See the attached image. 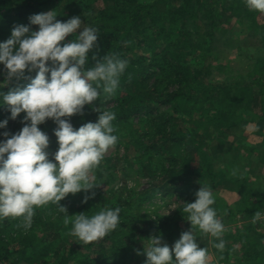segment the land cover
<instances>
[{
    "label": "trees",
    "instance_id": "trees-1",
    "mask_svg": "<svg viewBox=\"0 0 264 264\" xmlns=\"http://www.w3.org/2000/svg\"><path fill=\"white\" fill-rule=\"evenodd\" d=\"M241 6H245L243 0H0V42L10 38L15 25H29L30 16L54 11L61 22L79 16L81 21L88 20L87 26L98 28L96 46L88 53L89 67L96 63L94 55L99 60L115 53L129 62L112 96L101 95L91 106L85 105L83 115L62 118L78 129L97 121L100 112L94 109L115 113L114 134L118 142L124 143V155L104 157L94 172L100 185L89 192L69 194L58 206L66 208L68 217L81 213L91 216L103 208L119 207L120 226L105 238L85 244L71 235L74 217L65 224L64 214L51 203L36 209L27 230L20 218H0V264H145L142 253L146 240L160 236L171 248L183 232L191 229L183 204L194 202L201 185L216 183L223 173L216 171L215 164L224 155L219 156L226 149L224 142L234 137L230 130L238 126L241 133L251 122H257L259 127L264 124V60L263 66L262 61L255 63L250 83L212 84L205 72L210 58L218 56L215 47L208 45L215 41V31H230L226 26L233 21L222 19L225 12L229 11L233 18L232 13L239 7L237 19L249 18L251 24L258 26L254 17L259 12ZM29 27L30 32L38 31L36 25ZM258 29L264 38V27ZM72 38L75 35L66 37L64 42ZM261 49L264 51V47ZM194 57L198 60L190 63ZM202 60L203 67L199 63ZM36 71L26 70L24 78L9 80L0 65V96L26 87ZM253 85L258 87L257 92ZM232 98L241 101L239 109L229 103ZM254 111L260 115L253 120L249 117ZM10 116L8 106H0V121H8L0 129V141L5 139L4 132L15 134L24 126L25 113L14 120ZM199 122L212 130L196 132L194 127ZM38 127L49 137L46 151L49 160H53L58 149L56 124L46 120ZM254 135L263 136L261 131ZM119 172L122 179L143 174L151 181L141 191L125 190V198L113 187L102 191V187L118 178ZM236 186L242 189L236 208L228 209L216 201L213 207L218 218L240 215L247 221L264 209L259 189H252L241 180ZM91 193H95L94 198L82 203ZM157 193L182 204L172 215L140 214V207ZM261 223L258 228L263 227ZM250 224L244 222L242 228L248 229ZM234 239L237 238L230 237L233 242ZM246 242L232 264H264V235Z\"/></svg>",
    "mask_w": 264,
    "mask_h": 264
},
{
    "label": "clouds",
    "instance_id": "clouds-1",
    "mask_svg": "<svg viewBox=\"0 0 264 264\" xmlns=\"http://www.w3.org/2000/svg\"><path fill=\"white\" fill-rule=\"evenodd\" d=\"M246 5L252 11L264 13V0H246ZM56 17L54 11L34 14L29 17V25L38 26V31L30 32L29 25L17 24L10 38L0 42V65L9 80L24 78L26 70L29 73L38 70L26 87L0 96V106H8L11 119L25 113L21 130L11 135L4 132L5 139L0 141V218H20L27 230L36 209L51 203L64 214L65 224L74 217L71 235L90 244L120 226L121 208H103L91 216L81 213L68 217L66 208L58 203L69 194L89 192L100 185L94 172L105 154L118 143L113 124L116 115L94 109L100 112L97 121L78 129L62 118L83 115L85 105L91 106L101 95L112 96L129 62L115 53L99 60L94 55L92 59L96 63L89 67L88 53L96 46L98 28L83 26L79 16L66 22ZM78 29H82L79 34ZM73 35L75 39L64 42ZM46 120L56 124L54 136L58 149L53 160H49L46 151L49 137L38 127ZM7 123L0 121V129ZM248 130L254 133L259 127ZM94 196L95 193L86 195L82 203ZM215 202L211 187L201 185L195 201L183 204L191 229L183 232L171 248L160 236L146 240L147 247L144 246L142 253L146 256L145 264H208V249L197 243L194 229L218 239L219 243L213 246L224 249L221 237L225 226L213 207ZM254 218V222L260 221L264 213L257 211Z\"/></svg>",
    "mask_w": 264,
    "mask_h": 264
},
{
    "label": "rangeland",
    "instance_id": "rangeland-1",
    "mask_svg": "<svg viewBox=\"0 0 264 264\" xmlns=\"http://www.w3.org/2000/svg\"><path fill=\"white\" fill-rule=\"evenodd\" d=\"M243 1L245 2V6L241 7L244 9L247 5L246 0ZM99 5L103 7L101 3H99ZM247 9L248 11L250 10L248 7ZM239 13V7L232 13L233 18L229 16L231 15L229 11L225 12L222 19L225 20L228 18V22L233 21L232 27L230 25L226 26V29L230 31L223 33V31L217 29L215 31V41H211L208 44L215 47L214 53L218 55L214 58L211 57L209 60L210 66L205 68L209 83H227L228 85L229 83H250L254 78L253 70H256L253 69L255 63L257 62L260 64V61L264 60V51L261 49L264 47V38H262V34L259 32L262 30L258 29V26L264 27V13H259L256 16L254 15L256 19L255 23L258 24V26L251 24L249 18H244L239 21V18L237 19ZM59 18L60 17H56V19L60 21L61 19ZM82 23L83 26H87L88 20H83ZM218 51H220V53H218ZM197 60L198 57H194L189 61L190 63H194ZM199 63L201 67L205 64L203 60ZM261 65L263 66V61ZM253 89L255 92L259 90L255 85H253ZM240 102L241 101L235 98L229 101V103L237 109L240 108ZM257 115L259 116L260 113L254 111L250 113L249 118L254 120ZM199 123L204 125L196 124L194 127L196 132L208 133V131L212 130V128L210 126V128H208V125L205 123ZM255 125L259 127L257 122L247 124L241 133L237 131L239 128L238 126L231 129L230 132L234 137L231 136L228 137L227 141L224 140V148L226 149L224 152L220 150L219 156L221 157L222 154L224 155H222L221 160L219 159L218 163L215 164L216 171L219 172L223 170V173L219 175L216 183L209 184V186L215 195L216 201L223 202L224 207L228 209H235V204L240 198L239 190L242 191V189L236 186V182L239 180L243 183L245 182L246 185H249L252 189H259L264 197V124L262 127H259V131H261L263 136H255L253 132L248 130L249 127ZM191 127L193 128V126ZM250 151H252V153ZM124 153L125 148L122 141V143L118 142L114 148L110 149L105 154V157L120 158ZM260 154H262L263 157L260 156V158ZM234 170H238L236 175H232ZM120 175L121 173L119 172L118 178L105 187L101 186V190L105 191L113 187L117 194H122V197L125 198L129 189H133L136 192L141 191L148 187L151 181L148 175L144 176L143 174L138 176L130 174V177H126L125 179H122ZM125 190L127 191L125 192ZM181 204V201H175L168 195L157 193L153 199L140 207L139 212L142 215L145 214L151 217L155 215H172ZM260 212L264 213V209ZM219 219L225 226V231L221 237L225 243V247L222 251L217 250L213 246L219 243L218 239L204 234L199 230L194 233L200 247L208 249V264H232L240 257L241 247L245 240H247V242L251 239L256 240L262 238L264 235V218L260 220L263 227L259 228L257 227L259 221L254 222V216L248 219L247 221L251 223L248 229L242 228L243 223L247 221L242 219L240 215H236L232 218L219 217ZM230 237L237 239H234L235 241L233 242L230 240ZM247 242L245 244H247Z\"/></svg>",
    "mask_w": 264,
    "mask_h": 264
}]
</instances>
